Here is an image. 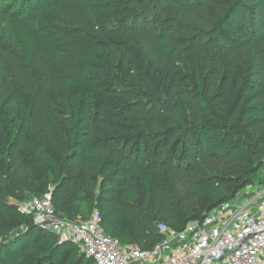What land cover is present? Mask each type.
I'll return each instance as SVG.
<instances>
[{"label":"trees","instance_id":"16d2710c","mask_svg":"<svg viewBox=\"0 0 264 264\" xmlns=\"http://www.w3.org/2000/svg\"><path fill=\"white\" fill-rule=\"evenodd\" d=\"M212 1L61 0L68 26L6 5L19 48L0 60V264H97L12 203L30 196L70 220L97 209L106 234L150 248L158 223L180 230L255 181L264 0Z\"/></svg>","mask_w":264,"mask_h":264},{"label":"built area","instance_id":"2783aa9c","mask_svg":"<svg viewBox=\"0 0 264 264\" xmlns=\"http://www.w3.org/2000/svg\"><path fill=\"white\" fill-rule=\"evenodd\" d=\"M251 184L180 230L158 223L162 240L150 248L106 234L97 209L85 220L57 215L50 193L30 196L17 207L97 264H264V173L259 185Z\"/></svg>","mask_w":264,"mask_h":264},{"label":"rangeland","instance_id":"374dc122","mask_svg":"<svg viewBox=\"0 0 264 264\" xmlns=\"http://www.w3.org/2000/svg\"><path fill=\"white\" fill-rule=\"evenodd\" d=\"M20 2L21 5H24L25 0H0V60H2L9 53H17L19 48V43L16 35L17 23L13 15L6 8V5H11L14 2ZM192 4L196 8H207L210 4L213 3L212 0H191ZM26 10L23 13V17L29 20L32 23H37L39 21H51L60 23L63 25H75L78 23L76 16L69 13L65 15L63 13V5L61 0H27ZM146 16V14H145ZM150 16V15H149ZM167 28V24L164 25ZM241 52H251L248 47H245ZM218 70L219 76L227 73L229 70V59L226 53L218 54ZM5 74V68L0 63V79ZM259 82L264 85V73L258 75ZM48 89L53 93H58L57 87L48 86ZM260 132H264V126L260 127ZM195 173V172H194ZM264 169L260 168L255 175V183L259 185V182L262 181V174ZM245 186L253 185L251 183H246ZM255 188H252L254 190ZM12 202V199H9ZM17 204V202H12ZM151 244V243H150Z\"/></svg>","mask_w":264,"mask_h":264},{"label":"water","instance_id":"95a60500","mask_svg":"<svg viewBox=\"0 0 264 264\" xmlns=\"http://www.w3.org/2000/svg\"><path fill=\"white\" fill-rule=\"evenodd\" d=\"M204 215H206V213H204ZM69 243H72L71 241H68Z\"/></svg>","mask_w":264,"mask_h":264}]
</instances>
